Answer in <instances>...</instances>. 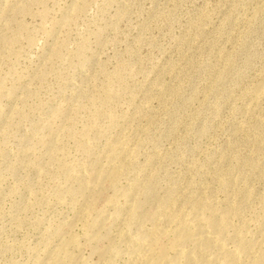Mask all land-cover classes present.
<instances>
[{"label": "rangeland", "instance_id": "obj_1", "mask_svg": "<svg viewBox=\"0 0 264 264\" xmlns=\"http://www.w3.org/2000/svg\"><path fill=\"white\" fill-rule=\"evenodd\" d=\"M263 76L264 0H0V264H264Z\"/></svg>", "mask_w": 264, "mask_h": 264}, {"label": "bare ground", "instance_id": "obj_2", "mask_svg": "<svg viewBox=\"0 0 264 264\" xmlns=\"http://www.w3.org/2000/svg\"><path fill=\"white\" fill-rule=\"evenodd\" d=\"M260 6V5H259ZM260 9V8H259ZM255 11V10H254ZM254 15V14H253ZM251 16V15H250ZM255 17V16H254ZM255 20V19H254ZM254 29V28H253ZM251 30V29H250ZM263 71V70H262ZM263 73V72H262ZM261 80L259 81V82H256L257 84L255 85V86H253V89H251V90H253V92H254V97H256V98H262L263 100H264V76L262 77V78H260ZM252 94V93H251ZM262 99H260V100H262ZM251 100H253V98L251 99ZM259 100V101H260ZM255 102V101H254ZM263 103H264V101H263ZM262 104V103H261ZM264 105V104H263ZM263 108V107H262ZM261 108V109H262ZM248 111V110H247ZM116 151V150H115ZM114 152V151H113ZM135 152V151H134ZM118 153V152H117ZM115 154V153H114ZM113 154V155H114ZM111 160V159H110ZM118 164V163H117ZM121 164H123V163H121ZM124 166V165H123ZM123 169V168H122ZM150 188V187H149ZM152 189V188H151ZM101 191V190H100ZM149 191V190H148ZM131 192H133V191H131ZM150 192V191H149ZM151 193V192H150ZM132 195V194H131ZM200 197V196H199ZM202 197V196H201ZM171 199V198H170ZM196 199V198H195ZM197 199H198V197H197ZM202 199V198H201ZM133 202H134V200H133ZM170 202V201H169ZM162 203V202H161ZM171 203V202H170ZM195 203V202H194ZM205 204V203H204ZM203 203L202 204H197L196 205V207H194L195 208V211H200V210H203V209H206L205 207H207V206H205ZM164 205V204H163ZM168 205V204H167ZM207 205V204H206ZM208 205H209V203H208ZM170 206V205H169ZM163 207V206H162ZM165 207H166V204H165ZM167 208V207H166ZM166 208H164V209H166ZM177 208V207H176ZM189 209H190V207H189ZM211 209V208H210ZM168 210V209H167ZM175 210V209H174ZM176 210H178V209H176ZM175 210V211H176ZM193 211H194V209H192ZM206 210H208V209H206ZM190 211V210H189ZM99 212H101V215H103V216H107V215H105V214H103V212L102 211H99ZM163 212V211H162ZM207 212V211H206ZM105 213H108V212H106L105 211ZM119 213V212H118ZM167 213V212H166ZM176 213V212H175ZM192 213V212H191ZM195 213V212H194ZM202 213V212H201ZM214 213V212H213ZM110 214H112L111 212L109 213V215ZM120 214V213H119ZM119 214H118V216H119ZM190 214V213H189ZM198 214V213H197ZM178 215V214H177ZM191 215V214H190ZM99 216V215H98ZM103 216H102V218H100V219H96V220H94L93 221V223H92V225H91V232H90V234H89V238H93V237H96V236H98L99 235V237H100V231L102 230V229H100L102 226H103ZM196 216V215H195ZM203 216H204V214H203ZM112 217V216H111ZM121 217H122V215H121ZM197 217V216H196ZM206 217V216H205ZM174 218V214L173 213H169V214H166L165 216H163V217H161V218H154V220H153V222L151 223V226L149 227V228H146V229H144V230H140V229H138V230H133L134 232H135V238L136 239H138L140 242H142V243H144V246H143V248H140L139 250H138V253H137V255H136V258H135V262H134V264H168L169 262H174V263H176L175 262V259H173V258H169L168 257V255H167V248H169V247H167L166 245L167 244H165V242L166 241H164V238H165V236H167V234H168V232H167V228H166V223L168 222L169 223V220H172ZM188 218H189V216H188ZM195 218V217H194ZM198 218V217H197ZM79 219V218H78ZM122 219V218H121ZM123 219H124V216H123ZM187 219V218H186ZM179 220V219H178ZM181 220V219H180ZM194 220V219H193ZM196 220V219H195ZM194 220V222H196ZM221 220V219H220ZM107 221V220H106ZM121 221V220H120ZM124 221V220H123ZM207 221H208V224H209V227H211L210 229L212 230H214V233H215V230H217V226H219V225H217V222H219V221H217V219L215 218V217H212V216H207ZM224 221V220H223ZM123 223V222H122ZM190 223H192V221L190 222ZM189 223V224H190ZM104 224H105V222H104ZM221 224V223H220ZM70 225V224H69ZM68 225V226H69ZM107 225V224H106ZM122 225V224H121ZM127 225H128V223H127ZM193 225V224H192ZM196 225H198V224H196ZM71 226V225H70ZM170 226H172V225H170ZM187 227H188V225H186ZM105 227V226H104ZM128 227V226H127ZM129 227H130V229H132V227H131V225L129 224ZM194 228L196 227V226H193ZM224 227V226H223ZM121 228V227H120ZM175 228V227H174ZM183 228V227H182ZM185 228V227H184ZM198 228V227H197ZM110 229V228H109ZM129 229V228H128ZM196 229V228H195ZM195 229H193L194 230V232L193 233H195L196 234V232H195ZM209 229V228H208ZM66 230H68V229H66ZM70 230V229H69ZM184 230V229H183ZM197 230V229H196ZM220 230V229H219ZM168 231H169V229H168ZM89 232V231H88ZM132 232V231H131ZM171 232V231H170ZM217 232H219L218 230H217ZM221 232V231H220ZM105 233V232H104ZM106 233H107V231H106ZM119 233V232H118ZM172 233V232H171ZM72 234V233H71ZM120 234V233H119ZM192 234V233H191ZM219 234V233H218ZM69 235V234H68ZM172 235V234H171ZM177 235V234H176ZM189 235V233L187 232V231H180V233H178V237H177V240H179L180 242H183V243H186V242H184V241H186L187 240V237H189L188 236ZM194 235V234H193ZM110 236V235H109ZM134 236V235H133ZM98 237V238H99ZM124 237V236H123ZM168 237V236H167ZM170 237H172V236H170ZM169 237V238H170ZM222 237V236H221ZM62 238V237H61ZM89 238H88V240H89ZM109 238H111V237H109ZM173 238V237H172ZM96 239V238H95ZM119 239V238H118ZM117 239V240H118ZM189 239V238H188ZM220 239V238H219ZM112 240V238L111 239H109V242ZM120 240V239H119ZM122 240V239H121ZM120 240V241H121ZM165 240H167V239H165ZM75 241V238H74V236H73V234H72V236L70 235V237H68V238H65L64 237V239L61 241V243H60V245H58L57 247H58V251L60 252V251H65V250H67L68 249V247L73 243ZM163 241H164V243H163ZM171 241V240H170ZM108 242V243H109ZM117 243H115V241L113 242V244L115 243V244H118V241H116ZM167 242H169V241H167ZM172 242V241H171ZM139 243V242H138ZM170 243V242H169ZM176 243V242H175ZM178 243V242H177ZM110 244V243H109ZM171 244V243H170ZM174 243H172L171 245H173ZM200 244V243H199ZM170 245V246H171ZM177 245V244H176ZM140 246V245H139ZM169 246V245H168ZM178 246V245H177ZM179 246H180V244H179ZM205 246H206V243H205ZM133 247H135V246H133ZM136 248H138V247H136ZM172 248V247H171ZM175 248V247H174ZM70 249V248H69ZM134 249V248H133ZM193 249V248H192ZM206 249V248H205ZM112 250H114V251H116L115 250V248H113V246H112V244H110L109 246L107 245V247H103V249H101L99 252H100V255H101V258L102 259H104V258H106L107 257V255L109 254V253H113V251ZM132 250V249H131ZM57 251V250H56ZM59 252H57V254L55 255L56 257H58L57 255H58V253ZM117 252V251H116ZM115 252V253H116ZM215 252V251H214ZM213 252V253H214ZM56 253V252H55ZM63 253H66V252H63ZM71 253V252H70ZM130 253V252H129ZM133 253V252H132ZM60 254V253H59ZM136 254V253H135ZM191 254V253H190ZM216 254V253H215ZM193 255V254H192ZM64 256V255H63ZM194 256V255H193ZM193 256L191 257V258H193ZM214 256V255H213ZM68 257V256H67ZM79 257V256H78ZM172 257V256H171ZM108 258V257H107ZM187 258V257H186ZM195 258V257H194ZM230 258V260H231V257H229ZM54 259V258H53ZM56 259V258H55ZM74 259H75V257H74ZM101 259V260H102ZM195 259H198V258H195ZM76 260V259H75ZM110 260V259H109ZM228 260V259H227ZM227 261L228 262V264H233V262H231V261ZM77 261V260H76ZM75 261V262H76ZM106 261V260H105ZM191 261V260H190ZM195 261V260H194ZM198 261V260H197ZM200 261V260H199ZM234 261V260H233ZM109 262V261H108ZM172 262V263H173ZM184 262V261H183ZM187 262V261H186ZM98 264H100V261H98L97 262ZM204 263V262H203ZM211 263V262H210ZM108 264V263H107ZM132 264H133V261H132ZM177 264V263H176ZM185 264H191L189 261L187 262V263H185ZM198 264V263H197Z\"/></svg>", "mask_w": 264, "mask_h": 264}]
</instances>
